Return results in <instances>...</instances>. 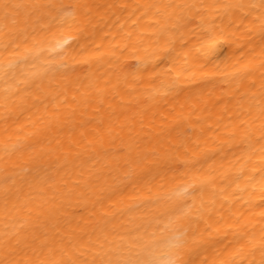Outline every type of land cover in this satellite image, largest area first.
<instances>
[{
  "label": "bare ground",
  "instance_id": "6f19581e",
  "mask_svg": "<svg viewBox=\"0 0 264 264\" xmlns=\"http://www.w3.org/2000/svg\"><path fill=\"white\" fill-rule=\"evenodd\" d=\"M0 264H264V0H0Z\"/></svg>",
  "mask_w": 264,
  "mask_h": 264
}]
</instances>
